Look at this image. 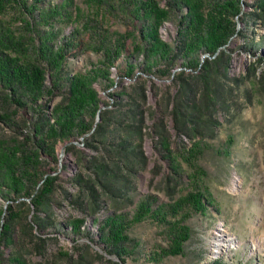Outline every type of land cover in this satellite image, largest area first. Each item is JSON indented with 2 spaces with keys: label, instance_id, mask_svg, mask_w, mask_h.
<instances>
[{
  "label": "trees",
  "instance_id": "16d2710c",
  "mask_svg": "<svg viewBox=\"0 0 264 264\" xmlns=\"http://www.w3.org/2000/svg\"><path fill=\"white\" fill-rule=\"evenodd\" d=\"M91 1L132 26L138 45L129 53L125 41L105 36L98 45L102 64L87 74L69 76L64 72L67 55L80 44L70 38L55 44L60 31L52 21L61 15V6L42 11L27 0H0V123L19 132L13 140L0 138V191L11 202L29 200L32 217L23 226L27 237L32 239L34 230L46 231L53 224L48 210L60 174L47 171L45 163L56 162V144L69 142L66 148L72 149L75 140L83 137L84 147L93 153L82 155L84 170L69 177L76 192L65 190L63 195L76 210L92 217L111 204L98 236L107 252L125 263L139 247L127 233L130 224L160 213L163 207L143 198L131 219L129 213L118 212L134 202L139 173L148 164L145 138L156 140V148L174 172L181 165L178 158L196 166L198 156L214 147L210 140L222 125L219 113L228 114L229 100L239 85L229 73L228 45L234 37H247L240 22L249 26L260 21L264 26V0H256L253 11H244V0H207L205 11L196 6L198 0H166L164 7L158 0ZM9 6L17 7L22 28L1 16ZM170 19L178 27L172 44L159 33ZM45 24L47 30L42 29ZM121 55L127 63L126 77L134 79L131 91L117 90L112 103L102 108L94 82L114 85L111 67ZM144 74L171 80L152 112L145 107L149 98ZM64 88L62 100L52 109L39 102L45 95L51 100ZM11 108L33 110L34 115L18 119ZM151 116L157 121L148 129ZM173 135L178 140L176 150L170 146ZM196 200L203 206L200 198ZM21 219L11 205L0 217V264H27L19 254H3V249L18 243Z\"/></svg>",
  "mask_w": 264,
  "mask_h": 264
},
{
  "label": "rangeland",
  "instance_id": "374dc122",
  "mask_svg": "<svg viewBox=\"0 0 264 264\" xmlns=\"http://www.w3.org/2000/svg\"><path fill=\"white\" fill-rule=\"evenodd\" d=\"M27 1L42 11L61 6V15L52 21L60 31L55 44L64 38L80 44L74 45L67 55L66 75L79 76L99 67L104 58L98 45L105 36L125 41L129 53L136 50L138 40L133 27L91 0ZM158 1L165 6L166 0ZM198 1L196 6L205 11L207 0ZM255 4L256 0H244V11H253ZM1 16L15 28L23 27L17 7H7ZM256 22L249 26L240 22L239 27L245 29L247 37H234L228 45L229 73L238 79L239 85L234 87L229 100L228 114L219 113L222 125L216 138L210 140L214 147L198 156L197 165L180 157L178 171H172L156 148V140L149 135L145 138L148 164L139 173L134 202L122 205L118 212L129 213L131 219L143 198H149L154 207H163L160 213L128 227V235L139 244L132 258L121 263L99 240V225L108 215L111 204L92 217L76 210L63 195L65 190L76 192L69 177L78 169L84 170L82 155L93 153L84 147L83 137L75 140L76 146L72 149L66 148L69 142L56 144V162L45 163L47 171L60 174V187L48 210L53 224L46 231L34 230L33 238L27 237L23 226L32 217L29 200L23 197L11 202L0 191V217L11 205L23 224L18 225V243L3 249L4 256L14 252L27 264H264V26ZM48 28L42 25L43 30ZM177 31L173 19L159 27L160 36L171 44ZM141 59L140 55L137 62ZM126 64L121 55L111 67L114 85L103 80L94 82L102 108L112 103L111 95L117 90L131 91L134 79L126 77ZM134 74H140L138 65ZM144 80L149 98L145 107L152 112L158 109L159 98L171 80H160L152 74H144ZM50 83L48 78L46 86ZM64 90L51 100L45 95L39 102L47 103L48 109H52L62 100ZM11 110L17 113L18 119L22 115L29 118L34 115L33 110ZM155 121L157 118L153 116L148 118V129ZM16 135L18 131L0 123L1 139L13 140ZM170 146L174 150L178 146L175 135L170 138ZM197 198L203 201V206Z\"/></svg>",
  "mask_w": 264,
  "mask_h": 264
},
{
  "label": "bare ground",
  "instance_id": "6f19581e",
  "mask_svg": "<svg viewBox=\"0 0 264 264\" xmlns=\"http://www.w3.org/2000/svg\"><path fill=\"white\" fill-rule=\"evenodd\" d=\"M233 243V242H232ZM234 244V243H233Z\"/></svg>",
  "mask_w": 264,
  "mask_h": 264
}]
</instances>
